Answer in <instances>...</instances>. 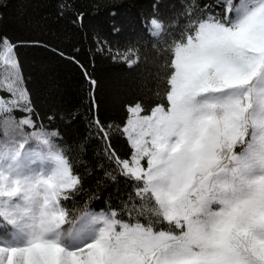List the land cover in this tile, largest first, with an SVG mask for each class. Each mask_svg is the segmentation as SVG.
Wrapping results in <instances>:
<instances>
[{
    "label": "snow or ice",
    "instance_id": "6c2138e0",
    "mask_svg": "<svg viewBox=\"0 0 264 264\" xmlns=\"http://www.w3.org/2000/svg\"><path fill=\"white\" fill-rule=\"evenodd\" d=\"M187 14L168 49L161 102L150 112L127 108L121 132L130 158L108 153L136 182L146 222L84 211L63 227L61 200L79 180L56 150L57 132L15 138L35 126L33 109L14 45L0 41L12 69L0 86L8 94L0 96V264H264V0H221ZM162 29L154 17L151 35ZM30 139L46 151L26 149Z\"/></svg>",
    "mask_w": 264,
    "mask_h": 264
},
{
    "label": "trees",
    "instance_id": "16d2710c",
    "mask_svg": "<svg viewBox=\"0 0 264 264\" xmlns=\"http://www.w3.org/2000/svg\"><path fill=\"white\" fill-rule=\"evenodd\" d=\"M221 0H0V41L15 48L23 86L35 126H24L17 140L34 131L57 132L56 150L68 160L79 183L61 204L67 210L65 229L84 211L117 213V219L146 222L144 201L136 182L122 175L108 153L130 158L122 135L129 106L149 111L161 102L169 46L188 24L189 6H216ZM238 3L239 0H236ZM66 3L70 9L60 5ZM217 13L222 9L215 8ZM83 13V22H73ZM163 24L151 35L150 21ZM3 46L0 45V51ZM125 57L134 61L129 63ZM8 65L0 59V86H7ZM94 81V83H93ZM7 93L0 92V96ZM16 111L15 118L28 116ZM2 115L0 120L6 119ZM107 130L103 139L96 121ZM8 136L13 135L11 128ZM7 139L0 125V141ZM109 145L111 147L109 148ZM26 149L46 151L36 139ZM4 230L0 229V235Z\"/></svg>",
    "mask_w": 264,
    "mask_h": 264
},
{
    "label": "rangeland",
    "instance_id": "374dc122",
    "mask_svg": "<svg viewBox=\"0 0 264 264\" xmlns=\"http://www.w3.org/2000/svg\"><path fill=\"white\" fill-rule=\"evenodd\" d=\"M14 59V58H13ZM4 65H5V63H4ZM11 71H12V69H11V66L10 65H8L7 66V70L5 71V75H11ZM1 117V116H0ZM37 150V149H36ZM39 151H41V150H39ZM34 167H39V165H34ZM93 214H96V215H108V214H103V213H101V212H99V213H93Z\"/></svg>",
    "mask_w": 264,
    "mask_h": 264
}]
</instances>
